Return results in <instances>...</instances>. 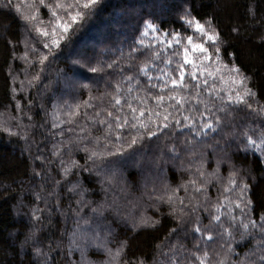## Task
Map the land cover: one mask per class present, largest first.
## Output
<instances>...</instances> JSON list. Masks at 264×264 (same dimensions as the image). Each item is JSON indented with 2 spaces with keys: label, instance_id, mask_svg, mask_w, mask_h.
<instances>
[{
  "label": "snow or ice",
  "instance_id": "1",
  "mask_svg": "<svg viewBox=\"0 0 264 264\" xmlns=\"http://www.w3.org/2000/svg\"><path fill=\"white\" fill-rule=\"evenodd\" d=\"M101 4L102 0H28L25 11L21 13L26 30L34 31L43 38L42 47L47 50L40 52L38 57V63L43 66L40 72L44 71L54 49L63 51L72 47L73 50L66 57L69 63L59 75L66 89H85L89 92L88 100L72 105L66 103L68 111L63 113L66 120L53 114L52 128H60V124L75 125L58 133L61 137L68 133L60 143L61 148L68 150V159H60L61 175L67 178L80 172L95 173L100 177L101 190L105 193V199L99 202L89 200L87 197L91 190L84 187L79 179L67 188V192L76 197V207L71 209L76 217V228L67 233V264H93L88 259L90 248L104 254L106 258L101 264H146L143 257L127 258L128 238L117 239L111 225L106 223V213L121 217L117 202L113 200L109 203L107 199L106 185L117 183L119 172L116 166L134 155L138 151L137 146L143 145L146 140L159 141L162 137L165 141H172L166 146L173 160L180 158V149L176 144L180 140L187 152L190 178L175 188L164 183L162 194L149 193V199L169 205L170 215L179 213L181 223H185L184 218H187V223L192 225L191 232L199 234L193 245L194 250H185L179 242L172 243L166 252L162 251V245H157L159 254L166 258L167 264H264V208L253 215L256 207L249 196L256 178L251 177L252 183H249L250 171L242 174L231 164L230 158L217 159L216 167L209 172L204 167L206 156L197 151V146L203 144L212 147L215 152V145L207 143L215 134L225 139L228 146H231V140H239L243 145L242 150L258 152L264 162V105L253 108L249 102L255 97L246 83L249 77L235 64H223L218 46L210 53L209 48L204 43L196 42L193 35L182 36L178 31L162 33L152 19L142 20L135 30L138 35L131 43L124 42L127 51L124 47L119 48V55L112 53L114 58H105L106 53L90 56L87 51H76L71 36L99 13ZM0 7H15L20 12V7L13 5L12 0H0ZM41 7L48 10L50 19L47 22L40 18ZM185 16H190L188 10L181 19ZM186 23L212 45L218 44L215 30L209 31L210 21L206 26L191 17ZM31 51L35 54L38 49L33 46ZM23 58L27 60L28 54L25 53ZM78 69L94 74L93 83L103 81L104 91L93 95V83L81 82ZM33 79L39 80L40 73ZM241 107L262 119L256 127L244 126L237 133L233 117ZM82 108L91 111L81 112ZM81 117L85 121L83 124L80 123ZM228 124H232L233 130L225 132ZM0 130L8 131L10 135L18 134L2 126ZM219 143L217 139L216 144ZM74 151L85 154L83 164L73 158ZM53 155L62 156L63 153L58 148ZM97 161L105 166L101 167ZM225 162L230 165L226 178L220 175L219 169V165ZM56 184L63 187L59 180ZM210 185H219L221 189L215 201L209 195ZM180 189L185 193L182 197L177 195ZM160 191L153 187L154 193ZM53 194L49 193V196ZM59 209L58 201L56 210ZM84 209H89L91 215H81ZM201 209L208 215L207 225L202 223L198 214ZM44 211L33 209L32 219L39 221L41 216L37 212ZM122 219L128 222L129 218L124 216ZM81 221L91 230L82 227ZM157 223L141 213L131 219L129 226L136 232L141 228L155 227ZM176 231L172 229L170 235ZM32 238L34 233L26 238L25 243ZM110 238L115 240L114 249L109 247ZM216 238H226L228 241L223 254L211 249L209 242L215 243ZM244 243L248 244V248L241 256L236 253L233 244ZM61 245L62 242L57 241L53 248L50 243L47 251L35 247L34 255L43 257L41 264H49L50 254ZM77 251L80 259L73 261L72 253ZM183 251H187L188 256L185 257ZM233 255L238 259H233Z\"/></svg>",
  "mask_w": 264,
  "mask_h": 264
},
{
  "label": "trees",
  "instance_id": "2",
  "mask_svg": "<svg viewBox=\"0 0 264 264\" xmlns=\"http://www.w3.org/2000/svg\"><path fill=\"white\" fill-rule=\"evenodd\" d=\"M27 3L28 0H12L13 5L20 7V12L15 7H0V126L18 133L10 135L8 131L0 130V264H41L43 257L35 256L34 248L42 247L47 251L49 244L55 248L57 241L62 242L61 248L50 254L49 264H67V233L76 228V217L71 211L76 207V197L69 194L67 188L79 179L84 187L91 190L87 197L89 200L99 202L105 199V193L101 190L100 177L95 173L80 172L67 178L61 175L60 159H68V150L61 148L60 143L68 133L65 132L64 137L58 133L75 125L60 124V128H52L53 114L66 120L67 117L63 115L68 111L66 103L72 105L88 100L89 92L85 89H66L59 75L69 63L66 57L73 50L72 47L63 51L54 49L44 71L40 72L43 66L38 63V57L40 52L47 50L42 47L43 38L34 31L26 30L21 13L25 11ZM185 10L189 11L190 16L182 20ZM191 17L206 26L210 21L209 31L215 30L218 44L214 46L210 41H203L205 47L211 53L218 46L223 64H235L249 77L246 83L255 93V97L249 101L253 108L264 105V0H102L99 13L71 36L72 46L76 51H87L90 56L106 53L105 58H114L112 53L119 55V48L124 47L127 51L124 42L131 43L138 35L135 30L143 19H152L162 33L178 31L182 36H187L193 35L186 23ZM40 18L45 22L50 19L46 8H40ZM85 43H88L87 46ZM33 46L38 49L35 54L31 51ZM25 53L28 54L27 60L23 58ZM38 72L40 79L34 80L33 76ZM78 73L81 82L93 83L94 74L83 69H78ZM104 89L103 81L93 83L92 94L99 95ZM85 111L91 109H81V112ZM261 119L241 107L234 113L235 131L238 133L244 126L256 127ZM56 122L59 123V120ZM84 122L81 117L80 123ZM232 130V124L225 128V132ZM213 137L207 143L215 145V152L212 147L203 144L197 146V151L203 152L207 158L204 167L211 172L216 167L217 159L230 158L231 164L242 174L250 171L249 183H252L251 177L256 179L249 196L256 207L253 215H257L264 208V162L260 154L253 150H242L243 145L239 140H231V146H228L225 139L215 134ZM217 139L220 140L219 144H216ZM170 143L172 141H165L163 137L159 141L146 140L143 145L137 146L138 151L134 155L116 166L119 172L117 183L106 185L109 203L115 200L121 210V217L106 213V223L111 225L117 239L128 238V259L143 257L146 264H167L156 246L162 245V251L166 252L176 242L183 244L185 250H194L193 245L199 234L191 232L192 225L187 223V218H184L185 223H181L179 213L169 214V205L149 199V193L162 194L164 183L175 188L190 178L187 152L177 140L180 158L173 160L166 146ZM58 148L62 156L53 155ZM84 157L83 152H73V158L81 164ZM97 164L105 166L100 161ZM219 169L220 175L226 178L230 165L228 162L221 163ZM58 180L63 187L57 186ZM154 186L161 191L154 193ZM219 190V185L209 186L213 201L219 195ZM53 192L55 194L49 196ZM177 195L184 196L183 189ZM58 201L60 209L56 210ZM33 209H45L43 213L37 212L41 216L39 221L32 219ZM141 213L158 223L155 227L133 232L129 226L131 219ZM198 214L202 223L207 225V213L201 209ZM81 215L88 217L90 210L84 209ZM124 216L129 218L128 222L122 219ZM81 226L91 230L82 221ZM172 229L177 231L170 235ZM33 233L34 238L25 243ZM227 243L226 238L209 242L211 249L220 254L227 250ZM109 247H116L115 240L110 238ZM233 248L242 256L248 244H233ZM183 255L188 256V252L183 251ZM105 258L95 248L88 250V259L93 264H101ZM71 259L78 261L80 253L73 252ZM191 259L195 260L194 257ZM233 259L238 257L233 255Z\"/></svg>",
  "mask_w": 264,
  "mask_h": 264
},
{
  "label": "rangeland",
  "instance_id": "3",
  "mask_svg": "<svg viewBox=\"0 0 264 264\" xmlns=\"http://www.w3.org/2000/svg\"><path fill=\"white\" fill-rule=\"evenodd\" d=\"M191 30L193 31V37H194L196 42L203 43V41H208L206 38H203L200 33L195 32L194 28H191ZM85 44L87 46L88 43H85ZM1 123H2V120H1Z\"/></svg>",
  "mask_w": 264,
  "mask_h": 264
}]
</instances>
